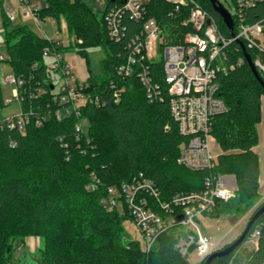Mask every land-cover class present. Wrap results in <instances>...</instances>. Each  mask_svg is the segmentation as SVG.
Here are the masks:
<instances>
[{
	"label": "trees",
	"instance_id": "1",
	"mask_svg": "<svg viewBox=\"0 0 264 264\" xmlns=\"http://www.w3.org/2000/svg\"><path fill=\"white\" fill-rule=\"evenodd\" d=\"M46 1L48 7L41 10L38 18L63 16L75 36L77 53L86 57L87 49L104 50L99 74L86 79L87 92L99 96L102 105L86 104L81 108L88 126L79 137L75 133L79 119L73 115L61 121L50 117L37 128L30 124L24 134L7 127L0 129V264H10L18 249L15 243L23 247L27 237L43 239L39 257L32 258L21 247L15 264H28L30 260L31 264H188L176 248L180 235L176 229L160 235L145 254L123 228L124 221L129 220L125 208L122 212L107 211L100 201L107 196L109 187H118L138 174L154 183L163 201L178 193L202 189L210 174L227 175L235 179V199L216 202L205 216L219 218L245 212L260 198L259 162L254 148L259 140L257 125L264 88L252 74L241 46L237 50L231 43L226 49V62L235 64L239 57L243 60L217 78L216 96L226 110L212 118L210 134L221 153L212 170L191 172L176 163L179 147L188 138L170 117L162 61L149 63V76L158 84L162 101L147 98L137 76L136 61L129 76L115 74V68L124 64L129 55L137 59L131 39L139 32L141 22L125 16L122 37L113 42L106 35L102 14L93 10L90 1ZM198 2L229 37L209 0ZM147 5V18L171 24L169 43H181L183 36L193 30L189 25L177 26V19L170 20L172 6L164 0H151ZM244 15L248 23L264 22V2ZM5 20L4 24L9 22L6 16ZM4 29V60L11 74L23 77L24 86L33 94L38 88L49 89L42 49L50 47L60 53L63 49L55 41L39 38L26 26L8 31L5 25ZM244 49L252 63L256 57L264 62V51L246 46ZM260 78L264 81V77ZM112 84L122 90L117 102ZM41 102L37 99L34 104ZM4 105L0 91V110ZM92 184L95 188L88 189ZM263 205L264 201L255 211ZM255 232L256 249H240ZM243 243L209 264H264V213L251 225ZM205 259L197 264H204Z\"/></svg>",
	"mask_w": 264,
	"mask_h": 264
},
{
	"label": "built area",
	"instance_id": "2",
	"mask_svg": "<svg viewBox=\"0 0 264 264\" xmlns=\"http://www.w3.org/2000/svg\"><path fill=\"white\" fill-rule=\"evenodd\" d=\"M88 1L102 4L99 12L110 41L121 39L125 16L141 22L139 32L131 39L137 59L129 55L124 64L115 68V74L122 78L129 76L136 61L139 66L137 76L146 89L147 98L162 101L158 84L153 83L149 76V63L161 60L170 117L177 124L179 132L188 138L179 147L176 163L191 172L212 170L219 155V151L212 147L213 144L217 146L210 134L212 118L226 110L224 103L216 96L219 88L217 78L242 63L240 57L235 64L226 62V49L231 43L237 50L242 44L249 49L264 51V22L248 23L244 15L248 9L264 0H233L235 12L233 15L229 13L233 31L231 34L227 29L229 37L224 36L215 18L198 0H164L172 6L168 13L170 20L177 19V26L189 25L193 29L177 44L169 43V22L159 24L154 18H147V4L151 0ZM19 4L18 15L22 18L31 16L36 22L40 20L38 14L41 10L48 7L46 0H19ZM3 11L9 21L16 18L12 8L4 7ZM44 57L52 60L49 66L43 62L49 89L38 88L33 94L24 86L23 77L9 74L2 78L3 82L13 86L12 97L19 103L20 111L18 115L1 120L0 129L7 127L24 134L26 126L30 124L37 128L50 117L61 121L73 115L79 119L75 125V133L79 137L85 131L83 122L88 124L86 118L81 116V108L86 104L100 107L102 99L87 92L89 86L86 80L80 82L76 78L71 65L64 62L60 52L45 47L42 49V59ZM3 60V55H0V62ZM253 65L264 77V62L256 57ZM111 86L117 102L122 90L115 89L113 84ZM37 99H42L40 105L34 104ZM94 188L93 184L88 187L90 190ZM235 194V187L225 185L224 176L210 174L204 179L202 189L178 193L169 201H163L154 183L138 174L118 187H109L107 196L100 203L107 211L120 209L122 212L125 208L129 221L138 233L137 239L130 240L138 242L145 254L151 251L160 235L173 229L182 233L183 228H193L186 235L177 236L176 248L183 258L192 251L201 261L216 251V244L199 232L197 222L213 209L216 202H228L235 199ZM257 236L258 232H255L251 237Z\"/></svg>",
	"mask_w": 264,
	"mask_h": 264
},
{
	"label": "rangeland",
	"instance_id": "3",
	"mask_svg": "<svg viewBox=\"0 0 264 264\" xmlns=\"http://www.w3.org/2000/svg\"><path fill=\"white\" fill-rule=\"evenodd\" d=\"M0 1L2 2V6H0V55H3L5 59H7V53L5 51L4 45L5 25L6 30L8 31L20 26H26L39 38H45L51 41H55L59 44V46L63 49L61 56L64 62L71 65L74 75L80 82H84L89 77V75L92 76L99 74L100 60L105 56L104 50L99 47L87 49L86 57L77 53L75 36L69 32L66 19L63 16H59L58 18L54 16H46L36 22L31 16L22 18L18 15V10H20L19 0ZM217 2H219L222 7L226 9L231 15L234 14L235 9L233 0H217ZM90 5L93 7V10L95 12L102 10V4L100 3H94L93 1H90ZM4 7L12 8L16 15V18L14 20L9 21L8 23L6 22V24H4V21H6L3 11ZM155 54H157L156 50ZM43 62L46 66H49L52 60L51 58L44 57ZM11 73V69L10 67H8L5 60L4 62H0L1 98L3 105L6 104L4 105L2 110H0V121L8 117L18 115L20 111L19 103L12 97L13 86L8 84V82L5 83L2 81L3 77ZM6 101L9 102L5 103ZM82 125L84 129L87 130L88 124L83 122ZM212 147L213 149L219 151V148L216 145L213 144ZM220 153L221 151H219V154ZM259 195L260 198L255 202V204H253L243 213L238 212L237 215L224 214V216H221L219 218L202 216L197 222V229L212 243L221 240L220 242H218V244L216 243V251L222 249L224 246L231 244L236 238L241 235L246 227L247 222L254 213L253 211H255L257 207H259V205L264 201V194H262L261 192L259 193ZM123 228L127 232L129 238H138V233L129 220L124 221ZM189 231H193V228H183L181 229L182 233H179L186 235V233H188ZM33 238L34 243H30V240H27L26 243L24 241L23 247L24 250L28 252L32 258L37 259L39 257L40 250L43 248V239L39 237ZM251 241H254V237H250L246 241L247 243L244 242L240 249L244 248L245 250H248L249 248H251ZM15 246H17L18 249H16L17 251L14 254V260L19 257V254L22 251V246L19 242L15 243ZM185 259L186 261L190 262L188 264H197L199 262L197 256H195L192 251L189 253V255L185 256ZM14 260L10 264H15ZM30 261H28V264H31Z\"/></svg>",
	"mask_w": 264,
	"mask_h": 264
},
{
	"label": "water",
	"instance_id": "4",
	"mask_svg": "<svg viewBox=\"0 0 264 264\" xmlns=\"http://www.w3.org/2000/svg\"><path fill=\"white\" fill-rule=\"evenodd\" d=\"M209 2L212 5L213 11L220 16L222 22L224 23L226 28L229 30V32L232 34L233 24H232L231 15L229 14V12L226 9H224L222 5L219 2H217V0H209ZM240 46H241L244 58L246 59V62L248 63V66L252 74L264 88V81L260 78L249 55L246 53L244 46L242 44H240ZM263 213H264V205L261 208H259L257 211H255L253 216L247 222L245 229L243 230V232L238 238H236L230 245L226 246L225 248L213 252L212 255L210 254L205 259L204 264H209L214 258L218 256L228 255L232 253L238 246H240L243 243V241L245 240V238L247 237L249 233V229L251 225H253L254 221Z\"/></svg>",
	"mask_w": 264,
	"mask_h": 264
},
{
	"label": "crops",
	"instance_id": "5",
	"mask_svg": "<svg viewBox=\"0 0 264 264\" xmlns=\"http://www.w3.org/2000/svg\"><path fill=\"white\" fill-rule=\"evenodd\" d=\"M260 111H261V122L257 125V133H258V139L259 140H258V145L254 148V151L258 156V162H259V179H258L259 191H260L259 193L262 192V194H264V97L261 98ZM224 183H225V185H229V186H233V187H235V185H236L235 179L233 176H227V175L224 176ZM27 240H30V243H34L33 237L26 238L25 243ZM220 241H216L213 243L218 244V242H220ZM251 242H252L251 248H249L248 251L255 250L257 247L256 238H254V241H251Z\"/></svg>",
	"mask_w": 264,
	"mask_h": 264
}]
</instances>
